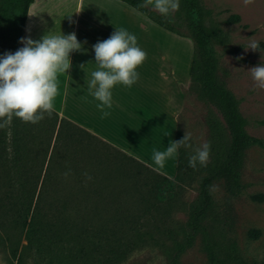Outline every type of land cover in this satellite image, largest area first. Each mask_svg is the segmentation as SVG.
<instances>
[{"label":"rangeland","instance_id":"obj_1","mask_svg":"<svg viewBox=\"0 0 264 264\" xmlns=\"http://www.w3.org/2000/svg\"><path fill=\"white\" fill-rule=\"evenodd\" d=\"M197 1L214 52L213 89L223 88L226 95L205 86V60L200 54L201 68L184 90L178 118L179 140L186 133L192 145L179 148L178 177L163 180L88 135L66 137L73 151L67 156L79 157L82 172L68 171L67 177L61 173L60 179L66 181L57 190L72 197L73 207L88 213L110 212L103 214L101 224L111 223L108 219L116 209L132 214L146 211L140 224L149 235L116 264H264V89L254 87L249 71L264 64V0L247 6L243 0ZM6 2L0 4V11L11 15V22L23 13L24 0ZM183 4L180 0L174 12L179 15L175 24L191 36L193 18ZM252 41L259 44L258 50L247 49ZM7 52L14 53L0 44V56ZM236 136L259 143L244 140L237 149ZM203 143L210 144L209 160L193 169L189 157ZM255 231L260 235L254 239L250 234ZM3 234L0 230V264H17L11 257L17 237L13 235L9 243ZM97 260L90 264H100ZM24 264H37L33 252L26 254Z\"/></svg>","mask_w":264,"mask_h":264},{"label":"crops","instance_id":"obj_2","mask_svg":"<svg viewBox=\"0 0 264 264\" xmlns=\"http://www.w3.org/2000/svg\"><path fill=\"white\" fill-rule=\"evenodd\" d=\"M9 17L0 11V44L13 52L24 46L22 38L37 41L46 33H75L81 43L82 50L71 54L70 70L57 75L53 104L61 119L161 176L177 177L179 149L163 168L152 157L154 150L165 151L169 141H176L184 90L192 83L194 47L189 39L158 26L120 0H34L24 30L22 14L11 22ZM115 28L134 34L146 58L131 87L116 84L111 89L112 107L104 108L110 115L103 117L97 107L101 102L89 93L86 81L98 69L93 45L108 39Z\"/></svg>","mask_w":264,"mask_h":264},{"label":"trees","instance_id":"obj_3","mask_svg":"<svg viewBox=\"0 0 264 264\" xmlns=\"http://www.w3.org/2000/svg\"><path fill=\"white\" fill-rule=\"evenodd\" d=\"M120 1L158 26L191 39L194 44L192 81L201 68L198 62L201 54L205 60L202 80L205 86L219 96L226 95L223 88L213 89L214 52L201 21L197 0H183L184 11L193 18L189 23L191 36L178 30L175 24L178 14L163 17L151 7H139L143 0ZM33 3L34 0H24L21 17L23 30ZM239 19L235 18L236 21ZM179 133L178 129L176 141L179 140ZM75 134L86 135L77 126L61 119L55 111L50 117L45 115L36 124L25 123L14 117L10 125L0 128V230L4 233L3 239L9 243L12 242L13 235H16L17 244L11 249V257L17 264H24L29 252L34 253L37 264H90L94 258L100 264H116L135 250L137 243L150 233L140 224L146 211L132 214L116 209L108 219L111 223L101 224L105 219L103 214L110 215V212L92 210L88 213L79 206L73 207L72 197L57 190L66 181V178L60 179L61 173L82 172L79 157L70 160L67 156L73 151L70 153L66 137H73ZM244 140L250 145L259 143L254 139L236 136L235 147L239 149ZM121 154L157 177L173 181ZM181 167L179 151L178 175ZM56 172L58 175L54 174ZM250 235L255 239L260 234L255 231ZM22 241L26 245H22Z\"/></svg>","mask_w":264,"mask_h":264},{"label":"clouds","instance_id":"obj_4","mask_svg":"<svg viewBox=\"0 0 264 264\" xmlns=\"http://www.w3.org/2000/svg\"><path fill=\"white\" fill-rule=\"evenodd\" d=\"M254 0H243L247 6ZM141 8L151 7L163 17H169L180 8V0H143ZM24 46L16 52H7L0 56V128L10 125L12 119L36 124L51 116L54 111L53 101L57 95V75L67 73L71 64V54L82 50L75 33L54 35L46 33L40 40L22 38ZM247 49L256 51L259 44L250 42ZM95 63L98 69L93 71L91 80L86 81L88 91L101 103L97 107L102 116L109 112L104 108L112 107L111 89L116 84L131 87L139 78L136 71L146 53L137 46V37L125 29H117L103 41L93 45ZM83 67V65H81ZM254 87L264 89V64L250 70ZM191 137L186 134L181 140L169 141L165 151L153 152V161L159 168L165 166L168 158L178 154L181 147H192ZM188 166L195 169L199 163L206 166L210 157V144L203 143L193 149ZM69 173H65L67 177ZM87 179H91L85 173Z\"/></svg>","mask_w":264,"mask_h":264}]
</instances>
